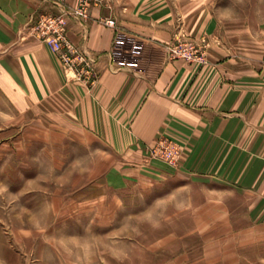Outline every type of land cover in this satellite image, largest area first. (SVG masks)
Listing matches in <instances>:
<instances>
[{
  "label": "crops",
  "instance_id": "1",
  "mask_svg": "<svg viewBox=\"0 0 264 264\" xmlns=\"http://www.w3.org/2000/svg\"><path fill=\"white\" fill-rule=\"evenodd\" d=\"M75 6L0 0L1 92L69 120L134 171L206 185L209 207L238 200L264 225V20L215 0H90L78 23L66 14ZM60 16L68 42L98 58L93 86L38 38L39 22ZM175 38L204 47L206 63L170 57ZM163 140L180 147L175 167L149 155Z\"/></svg>",
  "mask_w": 264,
  "mask_h": 264
},
{
  "label": "rangeland",
  "instance_id": "2",
  "mask_svg": "<svg viewBox=\"0 0 264 264\" xmlns=\"http://www.w3.org/2000/svg\"><path fill=\"white\" fill-rule=\"evenodd\" d=\"M215 4L264 20V0ZM20 98L0 90V264H264V225L238 200L209 207L206 185L134 171Z\"/></svg>",
  "mask_w": 264,
  "mask_h": 264
},
{
  "label": "built area",
  "instance_id": "3",
  "mask_svg": "<svg viewBox=\"0 0 264 264\" xmlns=\"http://www.w3.org/2000/svg\"><path fill=\"white\" fill-rule=\"evenodd\" d=\"M56 6L61 7L67 0H51ZM90 0H77L72 16L75 21L81 23L88 15ZM108 26L113 27L114 21L107 20ZM38 38L44 42L53 52L57 53L63 68L73 73L78 80L88 86H93L98 78V58L89 54L86 50H78L73 47L66 37V20L63 17L46 18L38 24ZM170 57L180 58L187 62L206 63V50L189 40L175 38L167 46ZM264 71V60L261 65ZM151 158H157L170 166H177L180 159V147L172 141L163 140L156 143L149 150Z\"/></svg>",
  "mask_w": 264,
  "mask_h": 264
}]
</instances>
